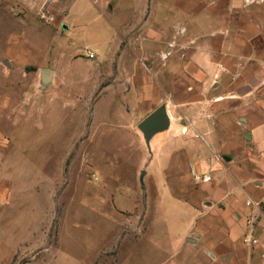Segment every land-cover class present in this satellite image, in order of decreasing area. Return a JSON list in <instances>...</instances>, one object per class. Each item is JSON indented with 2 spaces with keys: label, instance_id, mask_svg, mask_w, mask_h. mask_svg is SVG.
<instances>
[{
  "label": "rangeland",
  "instance_id": "1",
  "mask_svg": "<svg viewBox=\"0 0 264 264\" xmlns=\"http://www.w3.org/2000/svg\"><path fill=\"white\" fill-rule=\"evenodd\" d=\"M25 1L0 0V264H221L191 258L190 123L204 101L192 116L190 62L220 68L232 109L252 71L237 66L251 53L235 52V21L203 20L197 0H111L106 15L83 0L68 36ZM162 106L170 125L149 148L139 124Z\"/></svg>",
  "mask_w": 264,
  "mask_h": 264
},
{
  "label": "crops",
  "instance_id": "2",
  "mask_svg": "<svg viewBox=\"0 0 264 264\" xmlns=\"http://www.w3.org/2000/svg\"><path fill=\"white\" fill-rule=\"evenodd\" d=\"M90 1L100 13L99 3L112 7L111 0ZM25 2L43 18L58 21L69 36L72 26L67 16L71 11L79 10L85 1ZM191 9L194 14H202L203 20L212 17L233 19L236 23L233 32L235 52L251 53L244 55L237 66L252 70L249 78L243 71L236 78L235 92L229 94L235 98L234 107L227 109L228 95L224 90L221 93L222 82L214 78V75L220 78L223 73L207 57H199L193 51L194 58L190 62V68L194 70L190 78L192 116L195 115V101L202 99L204 107L202 118L190 123V186L198 185L190 187L191 258L201 255L213 263L264 264V0H217L213 4L210 0H197ZM102 13L106 15V12ZM202 35L209 36V30L203 29ZM71 42L68 38L66 46ZM209 46V40L204 38L201 48L196 51L207 52ZM199 67L213 69V74L201 75ZM45 70L48 69L42 70L41 81L52 84L55 72L51 70L53 74L46 80ZM199 85L203 87L202 98L196 96ZM213 87L219 90L216 96L210 92ZM226 115H233L235 119L226 122ZM168 128L157 131L148 147L157 134ZM193 172L200 176L211 175L212 180L198 182ZM250 217L257 220L254 233L259 242L255 245L244 242V237L252 232L247 225Z\"/></svg>",
  "mask_w": 264,
  "mask_h": 264
},
{
  "label": "water",
  "instance_id": "3",
  "mask_svg": "<svg viewBox=\"0 0 264 264\" xmlns=\"http://www.w3.org/2000/svg\"><path fill=\"white\" fill-rule=\"evenodd\" d=\"M51 70H45L43 72L44 79L48 80L52 76ZM170 125V117L165 107H159L152 114H150L140 124V129L145 135L147 144L150 146V140L153 135L160 130L166 129Z\"/></svg>",
  "mask_w": 264,
  "mask_h": 264
},
{
  "label": "built area",
  "instance_id": "4",
  "mask_svg": "<svg viewBox=\"0 0 264 264\" xmlns=\"http://www.w3.org/2000/svg\"><path fill=\"white\" fill-rule=\"evenodd\" d=\"M88 57L89 58H94L95 57V53L89 51L88 52ZM194 176L196 177V180L198 182H204V183H207V182H210L212 180V176L211 175H203V176H200V175H197L195 172H193ZM257 224V220L253 217H250L247 219V225L248 227L251 228L252 232L250 234H247L245 237H244V242L246 244H252V245H255L259 242V239L257 238L256 234L254 233V229H255V226Z\"/></svg>",
  "mask_w": 264,
  "mask_h": 264
}]
</instances>
